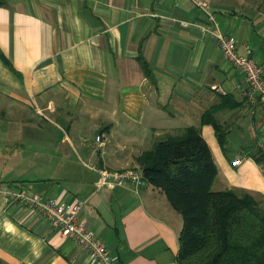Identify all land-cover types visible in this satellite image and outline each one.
Instances as JSON below:
<instances>
[{
    "label": "crops",
    "instance_id": "obj_1",
    "mask_svg": "<svg viewBox=\"0 0 264 264\" xmlns=\"http://www.w3.org/2000/svg\"><path fill=\"white\" fill-rule=\"evenodd\" d=\"M206 1L212 28L264 62V0ZM206 25L194 0H0V264H89L19 202L21 188L82 202L79 218L120 264H181L183 217L137 161L180 128H200L219 170L214 189L264 196L252 156L264 152V111ZM209 110L228 129L225 145L202 123ZM106 169L137 179L100 186Z\"/></svg>",
    "mask_w": 264,
    "mask_h": 264
},
{
    "label": "trees",
    "instance_id": "obj_2",
    "mask_svg": "<svg viewBox=\"0 0 264 264\" xmlns=\"http://www.w3.org/2000/svg\"><path fill=\"white\" fill-rule=\"evenodd\" d=\"M145 74L152 69L139 57ZM222 145L228 129L209 110ZM264 166V152L252 153ZM144 179L160 189L183 217L181 264H264V196L241 189H214L219 170L200 128L184 127L156 137L138 158Z\"/></svg>",
    "mask_w": 264,
    "mask_h": 264
},
{
    "label": "built area",
    "instance_id": "obj_3",
    "mask_svg": "<svg viewBox=\"0 0 264 264\" xmlns=\"http://www.w3.org/2000/svg\"><path fill=\"white\" fill-rule=\"evenodd\" d=\"M194 1L206 12L209 21V25H206L203 30L217 40L225 58L244 73L248 87V100L252 104H259L264 111V62L240 55L235 35L225 34L217 28H212L216 20L215 15L210 11L209 3L206 0ZM96 139L100 141L101 135H98ZM240 163V159L233 161L235 166ZM136 179L137 173L134 170L114 172L106 169L101 171L100 186H112L113 183L122 180L134 182ZM16 194L22 205L33 208L38 215L49 220L63 237L71 239L87 251L89 264H120L119 258L110 253L104 241L79 218L83 207L82 202L74 205L61 204L54 197L29 195L25 188H21Z\"/></svg>",
    "mask_w": 264,
    "mask_h": 264
}]
</instances>
